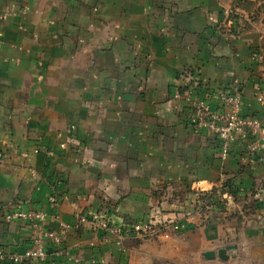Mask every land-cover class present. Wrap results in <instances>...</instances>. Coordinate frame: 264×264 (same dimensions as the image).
I'll return each mask as SVG.
<instances>
[{
	"label": "crops",
	"instance_id": "obj_1",
	"mask_svg": "<svg viewBox=\"0 0 264 264\" xmlns=\"http://www.w3.org/2000/svg\"><path fill=\"white\" fill-rule=\"evenodd\" d=\"M256 1L263 14L264 0ZM234 0H0V264L31 248L47 213L61 254L29 264H264V138L223 157L190 117L201 101L264 121V21L233 32ZM261 8V9H258ZM263 11V12H262ZM180 94L177 96V94ZM263 98V99H262ZM258 143L252 151L253 145ZM230 189L237 192L234 196ZM197 191L210 194L201 211ZM184 223L169 237L117 236L81 217ZM237 244L223 261L204 253Z\"/></svg>",
	"mask_w": 264,
	"mask_h": 264
},
{
	"label": "built area",
	"instance_id": "obj_2",
	"mask_svg": "<svg viewBox=\"0 0 264 264\" xmlns=\"http://www.w3.org/2000/svg\"><path fill=\"white\" fill-rule=\"evenodd\" d=\"M180 94L178 93L177 96ZM224 109L212 111L207 101H201L190 117V122L197 130L206 129L215 134L220 140L221 153L227 157L232 149L237 134L252 135L264 138V121L256 116H246L242 112L243 99L239 91L222 93L220 95ZM263 99V98H262ZM258 143L252 146L254 151ZM5 152L0 151V159L5 157ZM199 198L203 191L195 193ZM196 208L203 209L202 198L197 199ZM7 220H19L28 223L32 228L31 248L23 254H14L8 260L15 264H29L31 262H46L50 255L49 249H54V255L61 254L65 228L50 229L46 227L47 213L43 210H24L19 208L5 215ZM81 222H90L93 226L103 228L118 238L117 243L129 236H139L144 239L169 237L171 231H180L184 223L175 221L157 220L155 217L140 222H124L121 224L113 222L104 213H94L91 218L82 216Z\"/></svg>",
	"mask_w": 264,
	"mask_h": 264
},
{
	"label": "trees",
	"instance_id": "obj_3",
	"mask_svg": "<svg viewBox=\"0 0 264 264\" xmlns=\"http://www.w3.org/2000/svg\"><path fill=\"white\" fill-rule=\"evenodd\" d=\"M246 2V3H245ZM252 4V2H249L248 0H234V7H243V8H246L247 10H252V7H250V5ZM236 8H233V13L231 14L233 20H234V23H233V32H235L236 34H239L240 31L237 30V26H240L239 25V20L241 18H244L242 16L241 13L237 12ZM260 9V8H258ZM251 17L253 18L254 15H251ZM230 192L232 195H236L237 192L233 189H230ZM202 200H203V208H206L207 206H209L211 203H208V200L210 199V194L209 193H205L204 195L201 196Z\"/></svg>",
	"mask_w": 264,
	"mask_h": 264
},
{
	"label": "water",
	"instance_id": "obj_4",
	"mask_svg": "<svg viewBox=\"0 0 264 264\" xmlns=\"http://www.w3.org/2000/svg\"><path fill=\"white\" fill-rule=\"evenodd\" d=\"M237 250H238L237 244H229V245L219 249L217 252L207 251L204 253V255L208 259H214V258L218 257L223 261H228L231 258L237 257Z\"/></svg>",
	"mask_w": 264,
	"mask_h": 264
},
{
	"label": "rangeland",
	"instance_id": "obj_5",
	"mask_svg": "<svg viewBox=\"0 0 264 264\" xmlns=\"http://www.w3.org/2000/svg\"><path fill=\"white\" fill-rule=\"evenodd\" d=\"M249 2H252V4L250 5V7H252V10L254 9L256 12L254 13V17L253 20H262L264 18V12L263 14L259 11L256 10V1L254 0H248ZM259 1V0H258ZM246 3V2H245ZM261 9V8H260ZM264 9V3L262 4V9ZM252 18V17H251ZM264 21V19H263ZM256 51L254 52L255 57L261 62V65L264 67V46L261 47V49L257 48L255 49Z\"/></svg>",
	"mask_w": 264,
	"mask_h": 264
}]
</instances>
